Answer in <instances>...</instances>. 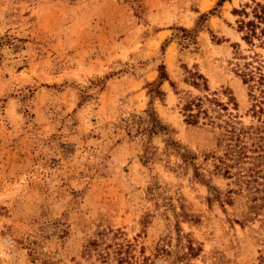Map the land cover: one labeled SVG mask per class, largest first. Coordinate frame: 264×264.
<instances>
[{
	"label": "rangeland",
	"instance_id": "1",
	"mask_svg": "<svg viewBox=\"0 0 264 264\" xmlns=\"http://www.w3.org/2000/svg\"><path fill=\"white\" fill-rule=\"evenodd\" d=\"M218 1L0 0V264H116L114 243L130 264H184L186 240L200 249L187 264H264V44L243 42L231 13L250 0L224 2L189 42L182 31ZM161 64L174 87L151 99ZM194 98L207 117L189 125ZM149 108L191 163L166 136L128 135ZM227 156L229 175L215 168ZM206 184L229 201L209 203ZM107 230L109 259L84 256Z\"/></svg>",
	"mask_w": 264,
	"mask_h": 264
},
{
	"label": "trees",
	"instance_id": "2",
	"mask_svg": "<svg viewBox=\"0 0 264 264\" xmlns=\"http://www.w3.org/2000/svg\"><path fill=\"white\" fill-rule=\"evenodd\" d=\"M226 1L228 0H219L216 5V8L210 10L208 13L200 14L193 30H182L187 36V38H189L188 42L195 39L196 34L200 30H202L201 27L207 21L209 16H215L217 8H220ZM231 13L237 18L236 31L238 34H240L241 40L243 42L251 46L254 45L255 40L262 45L264 44V0H250V3L244 4L239 9H233ZM246 66H249V64H246ZM247 68L248 67H246V69ZM244 75H246L245 77H247V79L245 80L246 82L255 81V76L252 72L251 74L248 73ZM258 75L259 76L257 83L259 85L264 84V74L258 72ZM165 81L169 82L171 87H174L173 82L168 79V76L165 71V66L161 64L159 66L158 81L156 83H150L147 85L149 88L147 94L150 96L151 99L163 98L164 93L161 91L160 87ZM184 81L185 83H188L196 89L207 90V81L204 76L198 72L187 71V77ZM254 99L256 101L255 97ZM217 106L221 105L218 104ZM222 109L227 110L225 108ZM181 110L185 117V123L189 125L198 124L201 116H203V118L207 117V110L203 108V101L200 98L187 100ZM143 114V116H133L131 119H126L125 121H123L128 135H131L132 131H134L137 136H140L141 138L147 140H149L153 136H166V138L169 136L168 127L161 122V120L158 118L157 114L152 108L147 109L143 112ZM227 126L228 128H230V130H226L229 134V139L235 136L238 140V138H240V134L236 133L237 129L233 125L227 124ZM165 142L168 148H173L178 151V154L180 153V145L177 144L175 141L170 138H167ZM146 152L147 155L145 158L148 160L150 159V156L148 155V148ZM180 155L183 158L184 162L191 163V159L193 158H191L189 154L180 153ZM232 160L234 159H230L228 158V156L225 161L219 158V165H216V170L218 172H224L225 175H229L228 170L231 168V166L228 162ZM195 176L199 177L201 179L200 181H204L202 180L203 178L198 172V170L195 172ZM206 185L210 194L207 198L209 203L217 201L222 204L223 201H229L222 199L221 194L215 187L209 186L208 184ZM110 232H112V230L101 231L97 233V238L88 240L87 244L84 246L83 255L86 257H91L95 254L98 260L106 262L110 257V254L107 249H110L112 247V244L106 245L105 248H102V245L105 243L108 237V233ZM116 232L119 233V231ZM113 236H115V234ZM178 236V240H182V236ZM113 246H115V249L112 252L113 261H115L116 264H130L135 262V260L137 259L132 253V247L130 244L114 243ZM181 249L182 253L180 256H178V260L183 262L184 264H187L190 259L195 258L198 255V252H200V249L198 247H195L191 240H186V243L181 245ZM170 254L171 252L162 245L157 246L154 252V256L156 257H159L161 255L169 256ZM148 260V258L142 256L141 263L147 264Z\"/></svg>",
	"mask_w": 264,
	"mask_h": 264
}]
</instances>
